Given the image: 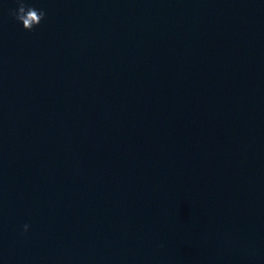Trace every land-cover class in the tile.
<instances>
[{"label":"clouds","instance_id":"9594fccd","mask_svg":"<svg viewBox=\"0 0 264 264\" xmlns=\"http://www.w3.org/2000/svg\"><path fill=\"white\" fill-rule=\"evenodd\" d=\"M17 8L11 10L10 15L22 25L26 31H32L38 27L44 20L46 13L42 9H37L29 5L26 0H15ZM29 229V225L23 226V233H26Z\"/></svg>","mask_w":264,"mask_h":264}]
</instances>
